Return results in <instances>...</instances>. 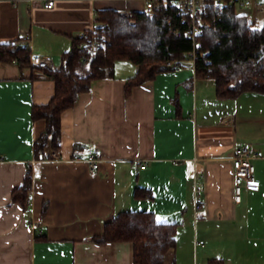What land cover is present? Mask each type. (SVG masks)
<instances>
[{"label":"crops","instance_id":"1","mask_svg":"<svg viewBox=\"0 0 264 264\" xmlns=\"http://www.w3.org/2000/svg\"><path fill=\"white\" fill-rule=\"evenodd\" d=\"M47 1L0 0V43L29 44L60 69L73 39L93 26L94 6ZM113 4L97 7L142 9L139 1ZM135 73L115 65L113 78L94 80L61 115L60 149L36 160L44 122L32 109L52 99L55 83L42 70L0 62V264H133L132 243L93 240L122 211L177 225L165 264H264V94L218 98L215 82L185 63L126 96ZM241 145L255 154L260 188L244 189L236 203L232 157ZM92 152L101 158L95 174L86 163ZM29 171L23 208L12 192ZM198 186L204 207L196 211ZM136 188L152 197L135 198Z\"/></svg>","mask_w":264,"mask_h":264},{"label":"trees","instance_id":"2","mask_svg":"<svg viewBox=\"0 0 264 264\" xmlns=\"http://www.w3.org/2000/svg\"><path fill=\"white\" fill-rule=\"evenodd\" d=\"M98 14L95 33L87 39H73L71 49L63 54L60 69L42 70L54 81L55 91L47 104L32 109V119L44 122L33 145L36 160L51 159L49 148L60 149L62 113L75 105L80 94L91 90L94 80L113 78L118 61L137 66L136 73L125 83V95L129 96L134 87L171 70L164 66L166 62L186 60L193 50V41L185 33L187 24L172 8L158 10L153 18L142 11L110 8L99 9ZM208 16L220 19L197 36L196 77L212 79L218 98H236L247 92L264 94V23L255 28L249 16L229 7L210 9ZM178 28L181 36L175 35ZM93 37L102 44L97 50L89 47ZM83 42L88 45L80 47ZM31 56L29 44L0 43V62L40 70L31 65ZM31 191L29 171L22 185L12 192V202L27 208ZM134 197L151 198L152 191L136 188ZM176 233V224L160 223L152 212L122 211L106 222L104 232L93 240L99 244L132 243L133 264H165L168 252L176 246Z\"/></svg>","mask_w":264,"mask_h":264},{"label":"built area","instance_id":"3","mask_svg":"<svg viewBox=\"0 0 264 264\" xmlns=\"http://www.w3.org/2000/svg\"><path fill=\"white\" fill-rule=\"evenodd\" d=\"M93 6L92 16L94 18V24L88 30L82 32L78 38L87 39L90 35L95 33L96 20L99 16L97 4L99 2H113V1H138V0H87ZM142 3V9L137 11L144 12L150 18L156 15V12L161 9L172 8L176 11L177 15L182 18L183 24H187L185 30L186 36L193 41V50L188 53L186 60H169L164 64L166 68H177L183 63H190L195 68V60L197 57L196 48L199 46L197 36L202 34L204 28L211 27L218 19L214 16L209 17L208 12L210 9L221 10L229 7L234 8H252L255 7L257 11H263L264 13V0H139ZM54 6V0H48L45 4V8H52ZM175 35L181 36V30L178 28L175 30ZM90 50L99 49L100 45L93 37V40L88 42ZM88 43H81L80 47L88 45ZM203 54H201L202 56ZM30 63L32 66L39 68L40 70L56 71L58 67L53 63L52 59L48 55H32ZM253 154L247 145H241L235 148L232 157V164L234 169V198L236 203L242 201V193L244 189L258 190L260 188V182L255 177V165L253 163ZM3 157L0 153V161ZM101 158L96 152L90 153L86 158L89 172L95 174L99 170ZM144 167V166H143ZM195 210L199 211L204 207V202L201 197V188L198 186L195 190L194 196Z\"/></svg>","mask_w":264,"mask_h":264},{"label":"rangeland","instance_id":"4","mask_svg":"<svg viewBox=\"0 0 264 264\" xmlns=\"http://www.w3.org/2000/svg\"><path fill=\"white\" fill-rule=\"evenodd\" d=\"M128 2L129 1H113V2H110V3H114L113 4L114 6L119 7L120 5L128 3ZM134 3H136V1H134ZM139 4H142V3L139 2ZM121 11H124V10H121ZM127 11H129V10H127ZM236 12L238 14H244V15L249 16L250 21L252 22V25L255 28L262 27V25L264 23V13H263V11H261V10L257 11L255 7H252V8H237ZM124 67L127 68V71H129V72H134L135 73L137 71V66L134 65L131 62L118 61L116 63V71L118 73H120L124 69Z\"/></svg>","mask_w":264,"mask_h":264}]
</instances>
